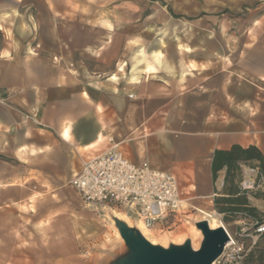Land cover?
I'll list each match as a JSON object with an SVG mask.
<instances>
[{
    "label": "crops",
    "instance_id": "0c3cea01",
    "mask_svg": "<svg viewBox=\"0 0 264 264\" xmlns=\"http://www.w3.org/2000/svg\"><path fill=\"white\" fill-rule=\"evenodd\" d=\"M87 1L0 0V264H73L63 258L81 226L71 180L113 147L174 175L199 213H216L201 207L212 210L224 187L215 150L264 153V0H169L199 13L170 16L162 31L108 32L125 42L103 68L82 56L95 62L106 49L76 44L61 26L96 23ZM144 5L123 1L110 23L144 24ZM225 9L252 11L250 26ZM242 175L253 188L257 170L243 165Z\"/></svg>",
    "mask_w": 264,
    "mask_h": 264
},
{
    "label": "rangeland",
    "instance_id": "374dc122",
    "mask_svg": "<svg viewBox=\"0 0 264 264\" xmlns=\"http://www.w3.org/2000/svg\"><path fill=\"white\" fill-rule=\"evenodd\" d=\"M123 1L127 0H91V16L96 15V23H84L82 22L80 25H61L62 29L65 33L66 37H70L73 34L77 37L75 41L76 44H80L82 46H96L98 50L106 49V52H103L101 56H97L96 61L89 60L88 56H82L86 62H90L91 64L99 67L109 66L111 63L114 64V58L116 55L120 54L123 43L125 42L121 38L109 40L108 32L119 33L124 30L127 32L136 31L141 27L145 31H154L166 30L167 27L170 26L168 17H176V16H184L185 13L188 12L193 14H198L199 10L194 8L185 7L184 3L180 6L167 7L166 4L169 0H143L145 2V7L143 9L144 17L148 20L140 26L136 24H128L122 28V24L116 23L111 24L110 20L113 18L120 16L119 6ZM131 1V0H129ZM158 1L159 3H154ZM183 2V0L181 1ZM86 4L88 1L86 0ZM85 11L89 10V7L82 8ZM131 10V9H130ZM192 10V11H191ZM243 11H237L236 9H225L223 12L219 14H224V18L230 21L232 18L242 17L244 19H240L242 28H246V26H250L251 22L249 20H245L252 11H248L246 9H242ZM132 11V10H131ZM94 12V13H93ZM130 15H133L130 12ZM148 17V18H147ZM233 25L231 28H235L237 24H228ZM140 28V29H141ZM132 43H136V41H132ZM75 199L79 201L80 204V221L81 226L79 231L75 233V239L73 242V251L69 255L63 256V258L70 259L73 264H109L113 260H115L119 255L125 253L127 251V246L125 243H122L118 238L115 225L112 221L108 220L105 217V212H111L108 209H103L101 207H96L94 205H87L82 201V199L76 193ZM207 211H215L216 213H212L220 220L223 221L222 215L218 213V211L213 208L212 210L204 207H201ZM201 212V211H200ZM204 213L198 212L197 208L191 209V212L184 217L182 223L173 231L160 233L157 231H151L150 236L153 237V240L158 242H169V240H180L182 234L186 235L188 230V225L195 224L197 227V222H199L204 217ZM136 222V221H135ZM226 228L229 230V233L240 240H244L247 244L248 252L254 246L255 242L258 239L259 234L254 232L255 223L247 220H237L231 223H225ZM91 225L93 229L88 230L86 225ZM117 226V225H116ZM241 227L246 228V233L242 235ZM183 236V237H184ZM22 250V249H19ZM26 250V249H25ZM247 255L245 256V258ZM215 264H220L218 261ZM245 264V259H244Z\"/></svg>",
    "mask_w": 264,
    "mask_h": 264
},
{
    "label": "built area",
    "instance_id": "2783aa9c",
    "mask_svg": "<svg viewBox=\"0 0 264 264\" xmlns=\"http://www.w3.org/2000/svg\"><path fill=\"white\" fill-rule=\"evenodd\" d=\"M71 185L87 205L125 213L160 233L175 230L193 209L184 203L174 175L148 162L137 165L115 147L85 159ZM240 230L242 235L247 232L245 227ZM254 232L263 233L264 224ZM247 247L244 240L230 237L218 262L244 264Z\"/></svg>",
    "mask_w": 264,
    "mask_h": 264
},
{
    "label": "trees",
    "instance_id": "16d2710c",
    "mask_svg": "<svg viewBox=\"0 0 264 264\" xmlns=\"http://www.w3.org/2000/svg\"><path fill=\"white\" fill-rule=\"evenodd\" d=\"M257 170L253 188L243 185L242 167ZM225 169L224 187L213 199L214 208L225 223L240 219L252 221L255 226L264 224V211L249 201L248 195L264 201V153L255 144L243 147L233 144L229 149H217L212 157L214 180ZM245 264H264V232L260 233L254 246L245 258Z\"/></svg>",
    "mask_w": 264,
    "mask_h": 264
},
{
    "label": "water",
    "instance_id": "95a60500",
    "mask_svg": "<svg viewBox=\"0 0 264 264\" xmlns=\"http://www.w3.org/2000/svg\"><path fill=\"white\" fill-rule=\"evenodd\" d=\"M196 224L204 235L197 250L192 248L190 241L169 247L153 244L134 227L118 220L116 225L128 249L109 264H215L230 236L224 226L211 229L207 221Z\"/></svg>",
    "mask_w": 264,
    "mask_h": 264
},
{
    "label": "bare ground",
    "instance_id": "6f19581e",
    "mask_svg": "<svg viewBox=\"0 0 264 264\" xmlns=\"http://www.w3.org/2000/svg\"><path fill=\"white\" fill-rule=\"evenodd\" d=\"M203 213L205 215H204L203 219H201L200 221H207L209 223V226L211 229H215V228L220 227V226L225 227V225L220 220V218H218V216H216L212 213H208V212H203ZM105 217L108 220L112 221V223L115 225L116 234L122 243H125V241H124L123 237L121 236L118 227L116 226V223L118 220L126 222L130 227H134L137 231H139L151 243L161 245L163 247H169L171 244L182 245L186 241H190L192 248L197 250L200 248L201 243L204 239V235H203L202 230L200 228L196 227L195 224H190L187 227L189 232H187L185 236H184V234H182L181 237L179 238L180 240H174L173 239V240H169L168 243L166 241L165 242L163 241L160 243L158 241L153 240V237L150 236V233L152 231L151 229L146 228L143 225V223H141L139 221L135 222L130 217H128L125 213L117 212V211L105 212ZM225 229L227 230L226 227H225ZM227 232L230 235L231 239H233V236L229 233L228 230H227Z\"/></svg>",
    "mask_w": 264,
    "mask_h": 264
}]
</instances>
